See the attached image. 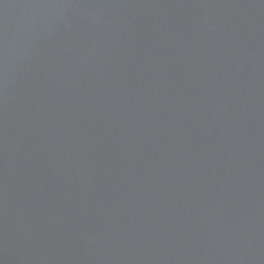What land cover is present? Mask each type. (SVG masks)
<instances>
[{
  "label": "water",
  "instance_id": "95a60500",
  "mask_svg": "<svg viewBox=\"0 0 264 264\" xmlns=\"http://www.w3.org/2000/svg\"><path fill=\"white\" fill-rule=\"evenodd\" d=\"M0 264H264V0H0Z\"/></svg>",
  "mask_w": 264,
  "mask_h": 264
}]
</instances>
